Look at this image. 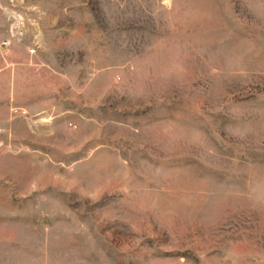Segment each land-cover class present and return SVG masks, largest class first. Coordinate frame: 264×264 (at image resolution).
I'll use <instances>...</instances> for the list:
<instances>
[{
  "label": "rangeland",
  "instance_id": "374dc122",
  "mask_svg": "<svg viewBox=\"0 0 264 264\" xmlns=\"http://www.w3.org/2000/svg\"><path fill=\"white\" fill-rule=\"evenodd\" d=\"M0 264H264V0H0Z\"/></svg>",
  "mask_w": 264,
  "mask_h": 264
}]
</instances>
